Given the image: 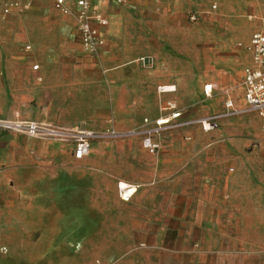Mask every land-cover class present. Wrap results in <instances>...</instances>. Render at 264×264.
<instances>
[{
    "label": "crops",
    "instance_id": "crops-1",
    "mask_svg": "<svg viewBox=\"0 0 264 264\" xmlns=\"http://www.w3.org/2000/svg\"><path fill=\"white\" fill-rule=\"evenodd\" d=\"M65 1L76 10V0ZM91 1L108 22L100 29L104 45L98 56L83 52L73 22L78 38L74 50L84 57L53 55L32 65L36 72L25 73L43 94L53 96L62 89L73 102L95 111L72 110L59 118L50 112V103L36 114L20 105L0 113V119L124 131L144 118L165 116L168 102L182 112L181 120L221 114L228 100L236 109L244 107L243 87L240 96L232 94V87L241 77L243 84L244 69L251 65L247 52L243 70H232L229 62L228 75L215 73L204 80L190 73L187 60L174 65L172 56L161 60L154 53L134 55L125 48L131 29L138 27L149 35V43L155 42L159 33L185 23L203 0H127L121 5ZM29 10L2 17L22 19ZM39 39L43 43L45 35ZM140 58H148L151 66H143ZM59 59L70 65L58 67ZM160 86L174 89L158 93ZM206 86H211L208 96ZM237 117L220 119L209 132L199 125L166 132L156 156L137 139L94 142L81 160L84 166L71 165L70 145L0 133V249L6 248L5 254L44 255L52 252L51 245L62 248V239L84 237L102 240L98 264H264V199L252 198L250 183L245 185L249 197H236L235 157L221 138L215 139L222 123ZM77 174L83 175V198L77 195ZM118 183L135 187L128 201L119 198ZM46 239L59 243L46 246ZM113 239L125 240L123 247L118 242L116 249H105Z\"/></svg>",
    "mask_w": 264,
    "mask_h": 264
},
{
    "label": "rangeland",
    "instance_id": "rangeland-1",
    "mask_svg": "<svg viewBox=\"0 0 264 264\" xmlns=\"http://www.w3.org/2000/svg\"><path fill=\"white\" fill-rule=\"evenodd\" d=\"M29 8V13L22 19L3 18L0 10V113L4 114L13 107L20 108V105L26 112L41 113L49 103L50 112L59 118L68 117L72 110L81 114L95 111L73 102V96L64 95L62 89L53 96L43 94L32 82L30 74L25 73V70L36 72L32 65L43 60L46 62L53 55L84 57L74 50L78 38L71 16L57 13L50 0H34ZM192 13L196 14L195 21L190 19ZM261 18H264V0H203L186 15L185 23L175 31L159 33L155 42L149 43V35L138 27L131 29L126 34L125 48L134 55L154 53L161 60L172 56L174 65L187 60L190 73L206 80L215 73L228 75L229 62L232 70L238 71L241 66L243 70L248 63L245 45L251 34L259 29ZM41 34L45 35L43 43L39 39ZM29 45L31 49H27ZM56 64L58 67L70 65L60 59ZM49 65L48 71L52 73V64ZM241 83L242 77L232 87L235 96L241 95ZM22 86L24 89L20 91ZM93 90L97 91L96 85ZM97 96L98 92H94V97ZM221 98L223 100L225 96ZM217 137L224 141L225 150L235 157L236 197H249L245 185L250 183L252 198L264 199V121L255 114L225 121L215 139ZM59 145L70 152L63 144ZM71 165L84 166V161H74ZM81 179L83 175L77 174V195L83 198ZM45 241L46 246L61 242L62 248L51 245L48 248L52 252L44 255L0 253V264H98L101 259L102 240L99 238ZM118 242L123 247L125 240H109L105 249H116Z\"/></svg>",
    "mask_w": 264,
    "mask_h": 264
},
{
    "label": "built area",
    "instance_id": "built-area-1",
    "mask_svg": "<svg viewBox=\"0 0 264 264\" xmlns=\"http://www.w3.org/2000/svg\"><path fill=\"white\" fill-rule=\"evenodd\" d=\"M33 0H0L2 16L7 17L13 13L20 14L29 8ZM117 4H123L127 0H115ZM56 12L64 16H71L76 25V31L81 43L83 52L92 57H97L104 40L101 37L100 29L107 27L106 18L93 7L91 0H76L75 11L67 6L65 0H51ZM191 21L196 17L191 16ZM242 47V45H238ZM29 49V47L27 48ZM245 49L251 56V65L244 69L243 90L244 107L236 109L233 103L225 102V111L221 114L209 116L199 120H181L182 112L173 102H168L164 109L165 116L149 119L144 118L141 124L135 128L120 131L113 126L106 127L100 131L83 130L56 126L49 123L29 122L22 120L0 119V133L12 132L22 134L36 140L54 141L70 145L72 157L75 161H81L90 153L91 145L94 142H125L132 139L140 141L142 148L152 156H156L161 149V138L169 131L199 125L204 132L211 131L220 119L255 114L264 121V18L260 20V29L251 35ZM143 66H151L148 58H140ZM38 66H34L36 70ZM173 87L160 86L158 93L173 91ZM211 86L204 88V94L208 96ZM230 172H233L231 169ZM118 196L123 201H128L134 194L135 187L125 183L117 184ZM0 252L5 254L6 248Z\"/></svg>",
    "mask_w": 264,
    "mask_h": 264
}]
</instances>
